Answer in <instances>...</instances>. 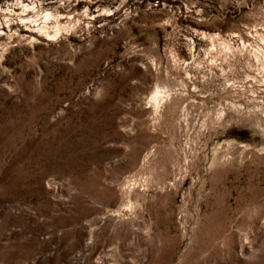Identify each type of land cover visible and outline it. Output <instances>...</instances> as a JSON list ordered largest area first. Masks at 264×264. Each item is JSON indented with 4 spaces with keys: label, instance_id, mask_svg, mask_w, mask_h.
<instances>
[{
    "label": "rangeland",
    "instance_id": "obj_1",
    "mask_svg": "<svg viewBox=\"0 0 264 264\" xmlns=\"http://www.w3.org/2000/svg\"><path fill=\"white\" fill-rule=\"evenodd\" d=\"M0 264H264V0H0Z\"/></svg>",
    "mask_w": 264,
    "mask_h": 264
},
{
    "label": "bare ground",
    "instance_id": "obj_2",
    "mask_svg": "<svg viewBox=\"0 0 264 264\" xmlns=\"http://www.w3.org/2000/svg\"><path fill=\"white\" fill-rule=\"evenodd\" d=\"M156 100V94H155V96L153 95L152 97H151V100Z\"/></svg>",
    "mask_w": 264,
    "mask_h": 264
}]
</instances>
